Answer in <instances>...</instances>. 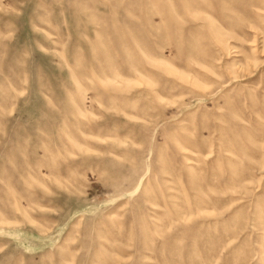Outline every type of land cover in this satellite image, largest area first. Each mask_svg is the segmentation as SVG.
<instances>
[{
    "label": "rangeland",
    "instance_id": "1",
    "mask_svg": "<svg viewBox=\"0 0 264 264\" xmlns=\"http://www.w3.org/2000/svg\"><path fill=\"white\" fill-rule=\"evenodd\" d=\"M0 264H264V0H0Z\"/></svg>",
    "mask_w": 264,
    "mask_h": 264
}]
</instances>
